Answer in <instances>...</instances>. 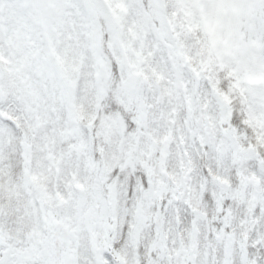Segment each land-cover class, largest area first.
Instances as JSON below:
<instances>
[{
    "label": "snow or ice",
    "instance_id": "obj_1",
    "mask_svg": "<svg viewBox=\"0 0 264 264\" xmlns=\"http://www.w3.org/2000/svg\"><path fill=\"white\" fill-rule=\"evenodd\" d=\"M0 264H264V0H0Z\"/></svg>",
    "mask_w": 264,
    "mask_h": 264
},
{
    "label": "rangeland",
    "instance_id": "obj_2",
    "mask_svg": "<svg viewBox=\"0 0 264 264\" xmlns=\"http://www.w3.org/2000/svg\"><path fill=\"white\" fill-rule=\"evenodd\" d=\"M214 29H215V24L214 23H209V25H208L209 32L213 31Z\"/></svg>",
    "mask_w": 264,
    "mask_h": 264
}]
</instances>
